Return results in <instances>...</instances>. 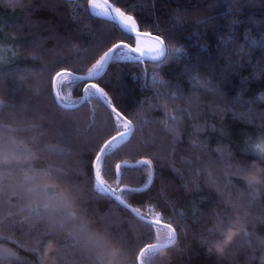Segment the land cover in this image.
<instances>
[{"label":"trees","instance_id":"obj_1","mask_svg":"<svg viewBox=\"0 0 264 264\" xmlns=\"http://www.w3.org/2000/svg\"><path fill=\"white\" fill-rule=\"evenodd\" d=\"M210 3L211 0H116V6L122 10L130 9L142 31L164 36L169 45L168 58L163 64L147 59L141 63L112 64L102 78L91 82L105 88L113 103L134 123L133 113L139 112L147 118L148 126L137 131V137L150 141L161 133L163 148L156 168L157 179L150 190L125 199L145 212L151 206L166 222L177 227L180 235L165 264H264V251L256 246V240L264 238V193L258 197L252 212L249 226L252 246L246 238L248 244L240 241L232 257L225 259L209 254L201 243L206 228L211 226L212 214L230 210V202H239L246 196L239 174L234 172L229 181L224 173L230 164L249 158L250 154L244 150L249 139L264 134L261 131L264 120L259 115H245L249 108L256 114L264 113V71H260L264 69V0H241L237 4L215 0L209 7ZM205 16L211 17L209 23L197 25L195 21ZM236 19L239 22L233 24ZM0 32L12 55L11 62L0 64V74L6 81L7 103L14 105V110L23 108L29 118L33 114L45 117L41 121L42 131L49 135L41 140L70 147L71 158L61 163L78 169V174L68 178V184L87 187L84 178L89 174L92 147L115 131L108 109L97 100H91L65 118L54 100L55 73L63 68L91 67L98 58L97 45L106 49L112 42L123 39L131 43V39L107 18L93 13L88 0H0ZM176 47L181 52L173 54L171 50ZM35 56L39 58L34 59ZM189 67L195 69L191 74L186 71ZM154 69H158L156 75L168 82L166 89L159 83L153 84ZM197 75L211 79L222 95L194 89L192 76ZM58 90L61 86L57 80ZM156 90L177 91L193 97L191 105L182 100L176 102L188 108L187 117L177 122L181 129L177 133L181 137L179 144H173L171 136L162 134V125L157 121L166 118L163 110L149 106L158 102L153 98ZM61 94H67L73 101H80L83 96L80 86ZM168 111H172L171 107ZM52 128L60 130L61 135H51ZM189 141L202 144L203 150L193 151ZM182 156L196 160L194 168L180 164ZM138 158L139 149L135 153L124 149L110 158L108 166L114 167L122 160L131 163ZM44 159L52 163L58 158L45 156ZM194 170L202 174L195 175ZM106 179L115 186V177L108 174ZM142 180L137 171L124 170V183L139 186ZM162 188L163 195H159ZM80 207L93 232L123 238L122 250L127 255L122 264H132L133 254L154 242L148 227L111 199H90ZM76 227L70 224L59 233L64 242L63 264H86L72 239ZM45 231L40 221L30 222L28 226H9L0 235L10 239L0 246L15 252L23 264H41L40 255L28 249L37 246L36 240L43 238ZM159 231L163 234L166 229ZM52 245L57 247L54 242ZM43 264H61V261L48 249Z\"/></svg>","mask_w":264,"mask_h":264},{"label":"snow or ice","instance_id":"obj_2","mask_svg":"<svg viewBox=\"0 0 264 264\" xmlns=\"http://www.w3.org/2000/svg\"><path fill=\"white\" fill-rule=\"evenodd\" d=\"M241 0H231L232 4L240 3ZM215 0H211L209 7L213 6ZM89 8L98 17L107 18L116 29L126 38L131 39V43L125 40H117L110 43L106 49L97 45L98 53L91 67H80L75 70L63 68L55 73V79L60 82L61 90L55 92L54 100L60 113L65 118L78 112L85 104L91 100H97L108 109L111 126L115 131L110 138L100 140L92 147V159L88 162L89 174L85 176L84 183L87 187L82 188L76 184L69 185L68 178L78 174V169L69 167L61 161L68 160L72 156L70 147L52 145L41 140V137L49 135L42 131L45 119L43 116L33 114L31 118L24 114V109L14 110V105H9L5 97L6 81L0 74V232L7 227L16 225L28 226L30 222L40 221L45 225L46 231L43 238L36 240V247L28 249L39 254L41 264L48 253L50 245L56 244L52 248V255L58 257L63 264V240L59 233L70 224H75L76 235L72 239L76 241L75 247L81 250L86 264H107L113 258L112 248L117 247L120 252L115 255L116 264H122L123 258L127 255L122 246L125 243L123 238H113L107 232H93L89 221L85 219V213L80 207L94 198H108L131 213L132 216L140 220L150 230L154 237V242L147 243L141 247L138 253L133 254L132 264H165L168 256L164 252L175 249L177 238L180 233L173 223H168L163 216L154 212L151 206L147 211L141 208L132 207L125 199V196L138 195L150 190L157 179L156 168L160 160V151L163 148L161 143V133L156 134L153 140H145L137 137L136 133L147 127L149 121L142 117L139 112L132 115L136 119H130L113 103L110 94L101 87L99 83L91 82L97 78H102L107 68L119 62L132 61L141 63L145 59L163 64L168 58L169 45L163 35H153L151 32L142 31L136 17L129 14V10H122L116 6V0H88ZM211 20L210 16L197 19V25H206ZM238 19L233 20V24L238 23ZM173 54L181 52L179 47L171 50ZM38 59V56L33 57ZM152 76L153 84L159 83L163 89L168 87V82L161 79L155 73ZM186 71L191 74L195 69L189 67ZM264 71V69H260ZM85 72L86 75H78ZM193 88L207 92L213 96L222 95L219 88L213 85L211 79H201L200 76H192ZM80 86L83 96L81 101L70 100L67 93L69 88ZM158 102L150 107H157L164 112L165 119L157 121L162 125V134L173 138V144H179L181 137L177 135L181 131L178 121L182 117H187L188 108L180 107L176 102L183 101L186 105H191L193 97L183 96L177 91L166 92L156 90L153 97ZM78 105V106H77ZM171 107L172 111H168ZM247 116L259 115L264 120V113L256 114L252 108L245 113ZM139 126V127H138ZM194 131L196 126L193 125ZM264 133V126L261 127ZM51 135H61L60 130L52 128ZM190 149L202 151L203 145L195 141H189ZM130 149L135 153L140 150V158L133 162L122 160L114 167L108 166V161L117 152ZM250 156L248 159L230 164L225 171V178L230 181L234 172L238 173L242 180L243 187L247 193L244 198L232 203L224 213L212 214L206 228V234L201 240L202 245L207 246L217 239L223 238V230L231 226V222L236 219L235 213H243L244 220L252 218V212L256 208V202L261 193H264V180L256 183L245 179L249 172L256 169L257 162L264 165V134L256 139H249L246 148ZM175 155V149H172ZM219 151V149H217ZM45 156H52L54 159L49 163ZM179 163L189 168H194L196 160L180 157ZM132 169L143 177L139 186H131L124 183V170ZM176 171L175 168L172 169ZM234 170V171H233ZM115 177L113 184L109 183L106 175ZM195 175H201L199 170H194ZM264 176V173H261ZM208 179H212L211 173ZM53 181H57L53 183ZM187 187V185H184ZM159 195H163V188ZM15 199V203L13 200ZM14 209V210H12ZM19 217V219H14ZM166 229L161 234L159 229ZM32 229L30 228V232ZM37 235H39L37 233ZM252 233L245 229L243 233L236 237L229 247V253L236 248L240 241L248 238L249 246H252ZM10 239L0 235V245ZM81 241H83L81 243ZM18 246V241L16 242ZM256 246L264 251V238L256 240ZM43 249V252H41ZM210 254V253H209ZM23 264L22 258L15 252L0 246V264Z\"/></svg>","mask_w":264,"mask_h":264},{"label":"clouds","instance_id":"obj_3","mask_svg":"<svg viewBox=\"0 0 264 264\" xmlns=\"http://www.w3.org/2000/svg\"><path fill=\"white\" fill-rule=\"evenodd\" d=\"M261 173H264V165H260L257 162L256 169L254 171L249 172L248 175L245 177V179L252 180L258 184L262 180H264V176H262ZM235 216L236 219H234L231 222V226L223 230V238L217 239L213 243H210L207 246L208 253L225 259L232 257L233 250L231 254L229 253L230 245H232L236 237L239 236L241 233H243L245 229H249V226L251 224V219L247 221L244 220L242 212L237 211L235 213ZM52 248H54V246L50 245L49 249ZM120 250L121 249L117 247L112 248L113 258L110 261H108L107 264H116L115 255H117L120 252ZM167 254L168 253L165 251L164 255ZM101 264H104V262L101 261Z\"/></svg>","mask_w":264,"mask_h":264},{"label":"rangeland","instance_id":"obj_4","mask_svg":"<svg viewBox=\"0 0 264 264\" xmlns=\"http://www.w3.org/2000/svg\"><path fill=\"white\" fill-rule=\"evenodd\" d=\"M99 2L103 3V0H99ZM11 56L12 55L9 53L8 44L6 42L4 34L0 32V64L6 65L7 63L11 62L12 61ZM244 242L245 244H248L246 239Z\"/></svg>","mask_w":264,"mask_h":264},{"label":"water","instance_id":"obj_5","mask_svg":"<svg viewBox=\"0 0 264 264\" xmlns=\"http://www.w3.org/2000/svg\"><path fill=\"white\" fill-rule=\"evenodd\" d=\"M104 73H102V75H103ZM53 89H54V94H55V92L57 91V80L54 78V81H53ZM82 100V99H81ZM80 100V101H81ZM78 106V105H77Z\"/></svg>","mask_w":264,"mask_h":264}]
</instances>
